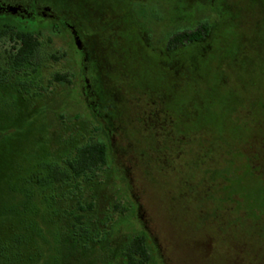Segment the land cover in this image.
<instances>
[{
	"label": "rangeland",
	"instance_id": "obj_1",
	"mask_svg": "<svg viewBox=\"0 0 264 264\" xmlns=\"http://www.w3.org/2000/svg\"><path fill=\"white\" fill-rule=\"evenodd\" d=\"M164 1L134 5L148 39L139 26L136 44L124 33L102 41L101 74L99 65L84 68L69 31L38 28L41 65L28 76L30 94L25 101L0 94V121L12 127L17 143L0 151V178L20 147L33 154L44 141L69 134L103 140L109 163L98 171L102 191L135 205L151 264H264V157L255 158L261 177L248 165L259 154L251 140L257 147L264 142V0H217L216 6L204 0L182 18L168 13ZM202 20L217 26L213 43L210 37L164 55L167 28H194ZM131 24L123 20L122 27ZM10 37L0 36V72ZM57 73L70 81H57ZM203 128L211 134H201ZM208 137L210 160L201 164L199 146ZM97 253L89 260L70 256V264H107L106 253Z\"/></svg>",
	"mask_w": 264,
	"mask_h": 264
},
{
	"label": "trees",
	"instance_id": "obj_2",
	"mask_svg": "<svg viewBox=\"0 0 264 264\" xmlns=\"http://www.w3.org/2000/svg\"><path fill=\"white\" fill-rule=\"evenodd\" d=\"M47 1L58 16L69 21L70 11L75 9L80 23L85 24L79 2ZM43 24L55 29L51 20H44ZM209 28L210 23L203 21L194 30L175 32L172 48L181 47L185 41L187 47L193 46L191 42L201 39ZM7 34L12 43L0 72V94L10 91L25 101L23 96L31 91L28 76L32 71L37 73L41 65L37 61L40 32L31 23L0 29V36ZM54 78L70 81L67 74L57 73ZM12 113H16L15 108ZM207 130L211 134L205 128L201 134ZM13 134L12 127L0 121V151L7 143L16 149ZM254 140L250 148L259 154L249 156L248 165L254 175L261 177V166L255 158L264 157V142L257 147ZM54 142L57 149L48 152ZM41 146L29 156L24 147L10 154L11 169L0 178V264H70V256L81 255L89 260L99 251L106 253L107 264H151L149 235L142 221L137 220L135 205L123 206L120 197L108 199L102 191L106 183L98 171L109 163L108 144L103 140L79 141L69 134L53 137ZM199 148L203 164L209 159L204 153L213 148V138H206Z\"/></svg>",
	"mask_w": 264,
	"mask_h": 264
},
{
	"label": "flooded vegetation",
	"instance_id": "obj_3",
	"mask_svg": "<svg viewBox=\"0 0 264 264\" xmlns=\"http://www.w3.org/2000/svg\"><path fill=\"white\" fill-rule=\"evenodd\" d=\"M74 3V0H72ZM147 0H120L117 3L106 4L105 0L99 1L100 5L93 0H80L81 13L85 16V24L80 23V17L76 14V10L70 11V21L66 17L58 16L53 10L51 4L47 0H0V29L11 27H26L33 23L36 29L42 27L44 20H51L54 22L55 29L62 32V28L70 32L72 41L79 48V53L83 59L84 68L91 71L93 67L99 65L98 73L101 74V60L98 55V48L106 38H116L121 36L122 33L129 35L132 44L137 43V32L139 26L144 29L143 34L147 37L150 36V31L144 28L138 22V16L134 9L136 2H144ZM229 1V0H228ZM78 2V1H77ZM216 6L217 0L212 1ZM211 2V4H212ZM104 3V4H103ZM163 4H167L168 13L177 15V17H184L191 11L197 8V5L204 3V0H166ZM165 6V5H164ZM184 10V13L179 11ZM124 17V18H123ZM170 19V17L168 18ZM131 25L128 28L122 27V22ZM165 20V19H164ZM203 21L210 23V28L201 39L196 42H191L190 45L196 46L205 43L210 37L213 40L217 36V26L209 20H202L193 27H184L181 25H174L173 28L165 30V36L162 40L164 46L163 53L168 57L171 56L176 50L180 52L187 48L186 41L181 44L177 49L172 48V36L175 32H185L196 29ZM119 22V23H117ZM84 26L83 27H81ZM39 30V29H38ZM144 36V37H145ZM97 72V71H96ZM98 107V105H96Z\"/></svg>",
	"mask_w": 264,
	"mask_h": 264
}]
</instances>
